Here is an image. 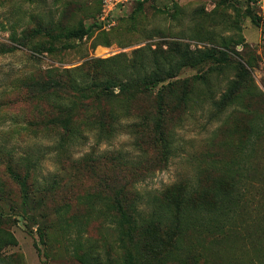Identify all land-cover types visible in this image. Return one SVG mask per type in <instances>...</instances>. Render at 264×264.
I'll list each match as a JSON object with an SVG mask.
<instances>
[{"label": "rangeland", "instance_id": "374dc122", "mask_svg": "<svg viewBox=\"0 0 264 264\" xmlns=\"http://www.w3.org/2000/svg\"><path fill=\"white\" fill-rule=\"evenodd\" d=\"M129 258L264 264V0H0V264Z\"/></svg>", "mask_w": 264, "mask_h": 264}, {"label": "trees", "instance_id": "16d2710c", "mask_svg": "<svg viewBox=\"0 0 264 264\" xmlns=\"http://www.w3.org/2000/svg\"><path fill=\"white\" fill-rule=\"evenodd\" d=\"M83 33H84L83 31H79V32H77V33H74L73 35H75V36H81V35H83ZM206 58H207V56H199V57H198L197 59H195L193 62H190L189 65L199 64V63L203 62ZM158 81H160V76H159L157 73H155V74H151V75H149L148 77H146V78L143 79V83H144V84H146V83H150V82H154V83H156V82H158ZM111 83H113V81H111V80H109V79H105L104 81H102V82L99 83V86H100V87L102 86L103 89H107V87H108ZM94 87H96V86L93 85V86H90V87H88V88H83L82 91H86V89H87V90H90V89H93ZM82 95H84V94H82ZM183 189H184V187H183ZM180 193L183 194L184 191H180ZM208 193H209V192H202L201 195L198 196L196 200L200 199V197H201V199H202L204 196H207ZM187 199H188V197H185V196H183V195H178V197H177L178 202L176 201V206H177V207H180V204H181L182 202L186 201ZM133 263H134V262H132V258L126 259V260L124 261V264H133Z\"/></svg>", "mask_w": 264, "mask_h": 264}]
</instances>
